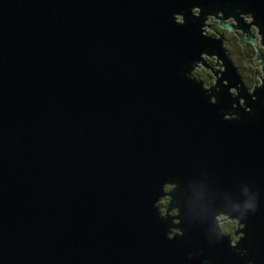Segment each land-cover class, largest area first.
<instances>
[{
	"label": "water",
	"instance_id": "95a60500",
	"mask_svg": "<svg viewBox=\"0 0 264 264\" xmlns=\"http://www.w3.org/2000/svg\"><path fill=\"white\" fill-rule=\"evenodd\" d=\"M193 5L195 24L169 23ZM219 13L264 47V0H0V264H243L208 235L249 196L240 246L264 264V77L237 107L244 86L202 30ZM203 55L223 64L207 90L191 75ZM172 176L197 223L169 241L153 204Z\"/></svg>",
	"mask_w": 264,
	"mask_h": 264
},
{
	"label": "clouds",
	"instance_id": "9594fccd",
	"mask_svg": "<svg viewBox=\"0 0 264 264\" xmlns=\"http://www.w3.org/2000/svg\"><path fill=\"white\" fill-rule=\"evenodd\" d=\"M200 8V6L193 5L190 9H180L179 11L173 12L169 23L175 27H185L189 22L195 24L192 18L199 15ZM189 11L190 15L187 14ZM249 108L252 110L249 116L255 115V109L251 107ZM176 180L179 182V187H172L171 190L166 189L164 197L153 204V207L156 209L157 219L168 225L165 236L169 241L185 235V230L182 227L183 224L197 223L196 220L190 218L185 213L179 202L182 201L185 196L184 179L180 176H172L165 180V184H169L170 181ZM173 197H175V200H173ZM258 208V196H249L242 206L237 204L231 209H226L221 206L211 214V233L216 239L213 240L211 236L208 235V230L205 229L208 239L217 242L227 239L229 246L235 249V255L240 258L243 264H255L257 256L250 252L248 248L241 247L240 245L242 241H245L249 248L253 245L252 230L248 225L247 217L250 212L254 213ZM230 225H238L239 228L243 229L242 234L232 235L229 229ZM259 247L260 245H257V251H259ZM240 250H244L243 255L238 254ZM192 258L193 253H189L188 259ZM216 259L219 260L220 258L217 257ZM203 264H213V261L205 260Z\"/></svg>",
	"mask_w": 264,
	"mask_h": 264
},
{
	"label": "flooded vegetation",
	"instance_id": "af4514ba",
	"mask_svg": "<svg viewBox=\"0 0 264 264\" xmlns=\"http://www.w3.org/2000/svg\"><path fill=\"white\" fill-rule=\"evenodd\" d=\"M224 17L222 16V14H217V16L213 17L215 18L214 21H210V16H208V19L205 21V25L209 28V32L210 34L207 33V35H212V36H216L215 38H219L221 40V44L223 46V49L225 51V55L227 56L228 60L231 62V64L235 67L237 74L240 78L241 83L244 86V89L246 91V93L244 94H240V90L238 89L239 86H234L232 87L231 90V95H233V97H235L236 99V105L237 107H240L243 110L248 111L247 108V99L250 97L251 99H254L253 97V92L255 91L256 88H250L248 87L246 80L251 83L254 84V79L251 78V73L250 70L248 68V66H246L245 62H250L253 57V47L251 46V44L249 41H246V37L245 34H242V32H240L241 30L234 28L235 23H233L234 21L229 20L228 18H223V22L224 24H226L228 27H223L221 26L217 21L218 17ZM230 27L232 29H230ZM249 33L251 34L250 30ZM260 52V55L262 57H264V54H262V51L260 49H258ZM233 55H237V59H241L242 60V65H245L243 68H245L244 71H248V78L247 76H243V73L241 72L242 67L236 66L232 56ZM261 63V61H260ZM202 64L208 68L211 69L212 64L210 61H206L205 59L203 60ZM223 64H219L217 63L216 66L217 67H221ZM261 65V64H260ZM223 67V66H222ZM221 67V68H222ZM197 69V68H196ZM221 70L218 68L216 70H212L213 75L215 76V78L217 79V76L221 75ZM243 71V72H244ZM194 77V74H192ZM250 75V78H249ZM207 74H197L196 77H194L195 79H197L198 81H200L201 83H204L206 81V77ZM213 76V77H214ZM263 74H262V78H263ZM219 78V77H218ZM213 79V78H212ZM216 79L214 80L216 82ZM211 84L208 88L211 89L213 86H215L216 83ZM258 87V86H256ZM234 89V90H233Z\"/></svg>",
	"mask_w": 264,
	"mask_h": 264
},
{
	"label": "rangeland",
	"instance_id": "374dc122",
	"mask_svg": "<svg viewBox=\"0 0 264 264\" xmlns=\"http://www.w3.org/2000/svg\"><path fill=\"white\" fill-rule=\"evenodd\" d=\"M242 17H243V21L244 22H246V23H249V22H252V19L251 18H247V15H245V17H244V15H241ZM211 18H210V21L212 22V21H214V18H213V16H210ZM207 19H208V17H207ZM206 19V20H207ZM229 20H233L232 18H228ZM205 20V21H206ZM218 20V19H217ZM218 23H219V21H217ZM234 23V22H233ZM204 26L202 27V30H203V33L204 34H206L207 35V33L208 34H210V30L206 27V25H205V23L203 24ZM249 30H250V32H251V35L253 36V40H252V42H249V41H247V42H249L250 44H251V46L253 47V57L251 58L252 60H254V57H255V55H256V53H255V49H254V47L256 48V49H260L261 51H262V54H264V47L260 44V35H258L257 34V28H256V26H254V25H250V27H249ZM241 32V31H240ZM242 34H245V33H242ZM209 36H211V37H216V36H212V35H209ZM245 39H247V37L245 38ZM253 43V44H252ZM202 58H203V60L205 59L206 61H210L211 62V64H212V67H211V70H216V69H220L221 71L223 70L221 67H217L216 65H215V61H216V64L217 63H219V64H221V62L219 61V60H216V57L215 56H206V55H203L202 56ZM256 58V57H255ZM232 59H233V61H234V63H235V65L236 66H239V67H242V69H241V72L243 73V76L245 77V76H247V78H248V71H244L245 70V68H243L245 65H242V60L241 59H237V55H233L232 56ZM251 60V62L250 63H248L247 64V66H248V68H249V70H250V73H251V78H253L254 79V84H251V83H249L247 80H246V83H247V85H248V87H250V88H253L254 86L256 87V86H259L260 84H261V81H260V79H262V71H260L261 70V65L259 64L260 63V59H257V60H255V61H252ZM201 62H199V63H197V67H195L194 66V68H193V70L191 71V75L192 74H194V77H196L197 76V74H207V76H205L206 77V81L204 82V83H202V86H203V88L204 89H208V87L211 85V84H213V82H215L214 80H215V77H213V74L212 73H210V70L207 68V69H205V67H203V65H201L200 64ZM259 65H258V64ZM253 66V67H251V65ZM256 64V66H254ZM215 65V66H214ZM197 68V69H196ZM254 69V70H253ZM244 71V72H243ZM254 73H256L255 75H254ZM254 75V76H253ZM193 76V75H192ZM219 76H217V78H218ZM258 77H260V79L258 78ZM213 78V79H212ZM249 78H250V75H249ZM224 84H225V82H223ZM229 92H231V90H229ZM233 92V91H232ZM231 92V93H232ZM232 107H235L234 106V104L233 105H231ZM247 110H248V108H246ZM244 111H246V110H244ZM166 189H169V187H166ZM162 206V205H161ZM236 228H237V226L236 225H230L229 226V229H230V233L233 235V230L234 231H236ZM241 229V228H240ZM236 235H241V233H237Z\"/></svg>",
	"mask_w": 264,
	"mask_h": 264
},
{
	"label": "bare ground",
	"instance_id": "6f19581e",
	"mask_svg": "<svg viewBox=\"0 0 264 264\" xmlns=\"http://www.w3.org/2000/svg\"><path fill=\"white\" fill-rule=\"evenodd\" d=\"M208 16H209V15H207V16H204V18H206V19H207V17H208ZM240 17H242V16H240ZM206 19H205V20H206ZM205 20H204V21H205ZM223 23H224V22H223ZM205 35H206V34H205ZM208 36H209V35H208ZM221 46H222V44H221ZM222 48H223V46H222ZM212 56H213V55H212ZM220 72H221V71H220ZM213 83H214V82H213ZM260 85H261V84H260ZM233 90H234V89H233ZM232 96H233V95H232Z\"/></svg>",
	"mask_w": 264,
	"mask_h": 264
}]
</instances>
